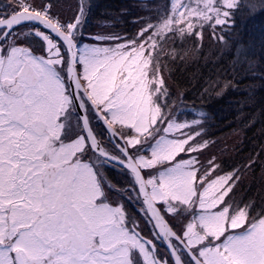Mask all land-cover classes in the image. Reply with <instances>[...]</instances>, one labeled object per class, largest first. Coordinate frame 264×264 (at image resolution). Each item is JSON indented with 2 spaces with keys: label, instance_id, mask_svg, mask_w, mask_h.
<instances>
[{
  "label": "snow or ice",
  "instance_id": "1",
  "mask_svg": "<svg viewBox=\"0 0 264 264\" xmlns=\"http://www.w3.org/2000/svg\"><path fill=\"white\" fill-rule=\"evenodd\" d=\"M26 5L39 19L22 13ZM92 6V0H77L71 19L61 22L53 11L58 0H44L42 7L30 0H0V264H264V197L239 191L249 173H264V95L257 97L255 91L264 89V24L258 36L251 26L257 18L264 20V0H168L169 23L172 15L184 17L177 21L178 37L195 41L206 63L212 57L205 86L196 93L200 104L178 85L170 100L172 114L190 102L201 118L211 119V101L245 92L236 101V119L246 115L245 105L259 101L244 127L259 118L261 139L242 159L221 160L216 152L205 156L216 140L204 135L203 119L196 131L202 140L186 151H176L166 129L148 133L149 146L142 152L156 157L152 167L159 178L172 187L190 188V197L200 201L192 205L186 199L183 208L175 209L180 231L165 220L166 229H159L164 255L140 231V221L127 216L123 201L110 199L99 184L100 161L73 148L76 138L65 139L68 125L57 115L60 61L50 58L51 49L66 56L69 41L79 36L82 42ZM113 23L102 21L104 26ZM25 37L36 43H26ZM84 49L82 59L95 55L87 44ZM202 164L207 166L203 170ZM190 165L201 182L199 192L189 179ZM128 167L139 182L142 174ZM89 172L95 183L87 179ZM145 207L151 208L147 201L136 215Z\"/></svg>",
  "mask_w": 264,
  "mask_h": 264
},
{
  "label": "rangeland",
  "instance_id": "2",
  "mask_svg": "<svg viewBox=\"0 0 264 264\" xmlns=\"http://www.w3.org/2000/svg\"><path fill=\"white\" fill-rule=\"evenodd\" d=\"M11 2L15 3L16 0H11ZM30 2L34 3L36 7H42L44 4V0H30ZM76 2L77 0H58V7L54 8V11L62 15L61 22L71 19ZM179 2L180 0H175V3ZM167 5L168 0H150V8L148 10L140 8L141 14L137 13L139 20L128 29L125 27V23H122L120 27L118 23L114 22L123 20L119 17L111 18L114 23L110 26L102 24L104 19L98 22L87 19L84 24L85 35L81 37L82 42L79 41V36H76L73 42L76 43L79 50L77 63L80 78L85 84L83 88L85 92L88 90L96 105L99 106L102 116L115 131L114 135H111L102 121L103 117L101 116V118L87 101H83L89 113L90 123L98 135L102 147L121 162H129V156L125 155V152L130 154L131 160L143 175L149 193L161 216L165 219L168 215L178 220L179 225L175 223L174 226L176 231H180L182 221L175 209L183 208L186 199H189L192 205H196L200 202L199 197H190V188L172 187L161 180L160 173L152 167V161L156 157H153L150 151L142 152V149L149 146L150 140H146L148 133H155L157 128H162L167 130L165 135L176 146L177 152H181V149L186 151L189 145L202 140V136L196 135V131L199 130L198 123L201 119L205 121L209 117L201 118L197 114L199 108H192L190 103L181 105L175 110L176 114H172L174 106L170 103L172 95L168 92L170 86L167 82L166 74L168 72L165 70V66L169 65V61L166 60L176 61L175 59L180 58L182 50L178 55L177 42L171 49L169 38L165 34L177 33V21L184 17L177 13L171 16L169 23ZM22 13L26 16H37L35 11H30L27 5L22 9ZM186 15L187 13H185ZM187 22L185 20V24ZM184 26L180 25V27ZM150 27H153L159 34L156 37L151 36L152 41L148 42ZM91 36H100L101 39L93 41L88 38ZM180 39L184 42L188 41L187 37ZM25 42L36 43L30 37H25ZM193 43L195 41L189 42L188 46ZM85 44L89 49L95 51V55L91 59H82ZM184 51L186 56L190 54V50L184 49ZM51 52L53 55L50 58L53 61H60L57 67L62 87L57 98V115L67 122L68 128H72L74 131L68 138H76L73 140V148L82 151L94 161H100V167L104 170V182L101 178L99 184L104 183L105 192L110 194L114 202L123 201L126 213L135 212L137 220L140 221L139 224L142 223L144 235L157 242L160 254H166L165 249L160 247L164 240L159 234L153 236V232H149V227L153 228L154 233L155 228L146 208L141 216L136 215V212L141 209L143 199L132 173L121 164L106 161L102 158L103 156L101 157L100 154L94 153L89 148L84 131H82L83 125L78 114L71 107L72 98L63 81H66L67 78L69 54L65 56L63 50L60 54H56V48H52ZM83 94L80 92L81 97ZM185 112H191V117L180 114ZM170 116L171 119H169ZM204 135H207V132ZM217 149H220V144L205 149V156L208 152L218 151ZM217 156L222 159L218 154ZM141 164L145 167H141ZM189 167L193 173L189 179L196 191L199 192L201 182L197 178L198 174L195 173V166L190 165ZM205 167L207 166L201 165L202 170ZM214 175L215 173H213ZM87 179L95 183L92 181L90 172ZM208 183L209 180L205 179L204 184ZM239 191L246 195L244 185ZM249 195L255 196L256 193L249 192ZM146 223L148 227L145 226ZM137 236H139L138 233Z\"/></svg>",
  "mask_w": 264,
  "mask_h": 264
},
{
  "label": "trees",
  "instance_id": "3",
  "mask_svg": "<svg viewBox=\"0 0 264 264\" xmlns=\"http://www.w3.org/2000/svg\"><path fill=\"white\" fill-rule=\"evenodd\" d=\"M92 3L91 15L88 19L98 22L103 19L111 20L113 17H119L123 20L114 22L118 23V26L125 23L127 29L134 26L139 20H134L133 18H139L137 17V13L141 14L140 8L143 10L150 8V0H92ZM145 5H147L146 9L144 8ZM59 15L62 17L60 13ZM263 23L264 20L257 18L251 24L255 28L257 36ZM148 33V42L152 41L151 36L156 37L159 34L155 32L153 27H150ZM165 35L169 38V47L171 49L174 48V43L177 42L178 55L182 50L180 58L175 59L176 61L166 60L169 61V65L166 64L165 66V70L168 72L166 74L168 78L167 82H169L170 86L168 92L170 95H173L177 90V86H182L185 94L189 95L199 105L201 98L196 93L205 86L204 78L208 76L209 69L212 67V57H209L206 63L204 59L205 51L201 50L197 53L195 43L188 46L189 42H184L178 37L177 33L172 34L171 32ZM184 49L190 50V54L186 56ZM190 57L192 58L190 59ZM249 79L245 78L243 82L248 83ZM255 91L257 97L264 95V89L257 88ZM246 95L247 93L245 92H229L226 97L217 101L213 100L209 105L212 118L205 120L206 123L204 125L207 128V136L213 137L216 140V146L220 144V149H217L216 153L222 157V159L220 158L221 160L242 159L243 154L248 153L254 147V142H259L261 139V133L258 131L261 127L259 118H257L256 123L252 127H244L245 120L258 110L259 101L254 106L245 105L243 112L246 115L239 120L236 119L239 111L236 101ZM204 99L206 100L207 97ZM233 129L237 131L233 132ZM243 185L246 188V195H249V192H255L257 199L264 197V173L259 172V169L256 170L254 175L249 173ZM258 189H260V192H258ZM166 218L173 225L175 223L179 225L178 220L171 216L167 215Z\"/></svg>",
  "mask_w": 264,
  "mask_h": 264
},
{
  "label": "water",
  "instance_id": "4",
  "mask_svg": "<svg viewBox=\"0 0 264 264\" xmlns=\"http://www.w3.org/2000/svg\"><path fill=\"white\" fill-rule=\"evenodd\" d=\"M32 17H36L37 19H39V17L35 16V15H32ZM66 47L69 51V56H70L69 67H68V83L70 86V91H71V94L73 97V101L76 105L77 112L82 119L83 126L85 129V133L87 135L88 141H89L92 149L96 153H98L101 156H103L104 158H106L107 160H109L113 163L121 164V165L125 166L129 171H130V169H129L128 165L131 164V165H133V167H135L140 172L138 167L134 164V162L130 158H129V162L125 163V162H121L120 159H117L114 156H111L109 153H107L102 148L100 142L98 141L95 134L93 133L91 126L89 124L87 115H86V113L83 109L82 103H81L80 92H83L84 95H86V97H88V96H87V93L85 92V90L83 88V85L80 81L78 71H77V61H78L77 45L73 41H69L68 44L66 45ZM99 115H100V117L102 116L101 114H99ZM102 121L105 124L108 132L111 135H114V133H115L114 129L108 124V122L106 121V119L104 117L102 118ZM132 175L134 176V178L136 180V183L138 185V189H139L140 195L143 199V202L147 201V205L151 206L150 210L148 209V207H146V209H147L148 214H149L150 218L152 219V221H153V223H154V225H155V227L159 233V229H161V228L166 229L165 220L161 216V213H160L158 207L156 206L155 202L153 201V199L149 193V190H148V187L146 185V182L144 180L143 175H141L139 182H137V178L135 177V175L133 173H132ZM167 235H168V233H167V231H165V236H167ZM161 237L164 240V236H161ZM169 238H171V237L169 236Z\"/></svg>",
  "mask_w": 264,
  "mask_h": 264
}]
</instances>
